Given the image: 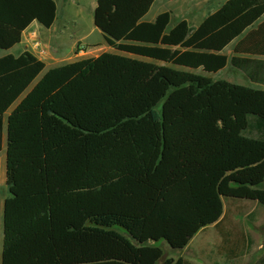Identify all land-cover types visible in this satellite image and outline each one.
Returning a JSON list of instances; mask_svg holds the SVG:
<instances>
[{
	"label": "trees",
	"instance_id": "trees-1",
	"mask_svg": "<svg viewBox=\"0 0 264 264\" xmlns=\"http://www.w3.org/2000/svg\"><path fill=\"white\" fill-rule=\"evenodd\" d=\"M157 1H96L93 26L117 54L47 71L27 52L0 57V264H158L148 243L182 251L209 227L226 263L251 252L223 204L264 207V0H228L196 29L167 12L148 22ZM56 12L0 0V51ZM228 65L262 89L193 73Z\"/></svg>",
	"mask_w": 264,
	"mask_h": 264
},
{
	"label": "rangeland",
	"instance_id": "rangeland-1",
	"mask_svg": "<svg viewBox=\"0 0 264 264\" xmlns=\"http://www.w3.org/2000/svg\"><path fill=\"white\" fill-rule=\"evenodd\" d=\"M59 7L60 19L72 17L76 19L75 30L71 25L65 30H61L62 21L53 28L55 34L61 37H54L53 47L57 48V52H50L51 61H60L64 64L74 63L87 58H96L104 53L117 54L112 49L108 48L101 36L89 34L87 41L73 43L75 38H82L88 34L92 25V17L90 19L89 10L92 8V0H55ZM74 1V2H73ZM227 0H175L167 2L165 0L157 1L150 11V16H155L160 13L167 12L172 17V22L186 21L191 26H196L203 17L213 13L220 5ZM79 11V12H78ZM83 11V12H81ZM86 19H88L86 21ZM91 20V21H90ZM65 25V26H67ZM66 37V38H64ZM70 38L72 43H70ZM69 40V41H68ZM200 75L202 72H193ZM210 79L215 81H226L232 84H242L244 86H253L245 80V77L238 71L231 68L229 65L219 73L212 75ZM256 88V87H255ZM17 104V103H16ZM16 104L4 116L6 121L8 115L15 108ZM160 104L158 111L161 110ZM4 171L5 175V152L0 155V175ZM264 190V185L260 188ZM8 197L5 178L0 177V255L2 247V216L3 204ZM224 213H229L232 220L237 224L249 237L254 241V246L251 252L230 264H256L264 254V207L254 203H236L228 204L224 202ZM119 234L128 238L124 232L119 229H114ZM219 243V238L215 234L214 228L209 227L198 233L182 251H172L164 242L148 243L147 246L156 247L163 253V259L158 264H163L166 261H176L178 259L187 260L193 264H228L216 254V248Z\"/></svg>",
	"mask_w": 264,
	"mask_h": 264
},
{
	"label": "crops",
	"instance_id": "crops-1",
	"mask_svg": "<svg viewBox=\"0 0 264 264\" xmlns=\"http://www.w3.org/2000/svg\"><path fill=\"white\" fill-rule=\"evenodd\" d=\"M55 2V5H56V9H57V12H56V19L54 21V24L52 25V27L50 29H44L42 28L39 24L37 23H32L23 33H22V37H21V42L15 46L13 49L7 51V52H3V51H0V57H5V56H8V55H11L13 57H18L20 56L21 54L27 52V53H30L32 54L34 57H36L38 60H40L42 63H44L45 67H46V71L47 70H50V69H54V68H57V67H60V66H63L65 65L64 63H61L60 61L56 60V61H51L52 59L49 58L47 59L48 57H52L49 53L50 52H57L58 49L53 47V41H54V37H61L59 36V34H55L53 32V28L56 27L57 24H59V21L61 20L62 21V26H61V30H65V28H68L70 25L72 27H74L75 30H78L77 27H76V19L75 18H72V17H69L66 18L67 20H65V17H63V19H60L59 17V7L56 3L55 0H53ZM71 1V0H70ZM68 0V2H70ZM96 1L97 0H92V8H90L89 10V15H90V19L92 17V25H93V12H94V9L96 7ZM228 1V0H227ZM226 1V2H227ZM74 2V1H73ZM224 4V3H223ZM222 4V5H223ZM222 5H220L215 11H217ZM214 11V12H215ZM79 12V11H78ZM83 12V11H81ZM213 12V13H214ZM212 14V13H211ZM209 14V15H211ZM158 15V14H157ZM152 16V17H149L150 16V13L147 15L146 17V20L148 22H152L154 20V18L157 16ZM208 15V16H209ZM208 16H205L202 18V20L196 25V26H191L190 27L192 29H196L197 27L200 26V24L208 17ZM88 19H86L87 21ZM91 21V20H90ZM67 22H68V25H67ZM67 25V26H65ZM94 31L95 33L94 34H97L98 36H101V34L94 28L93 26V29H91V31L84 35L82 38H75L74 39V44L75 43H78V42H84V41H87V38L89 36V34H92ZM66 38V37H64ZM102 38V37H101ZM103 39V38H102ZM69 41V40H68ZM70 43H72V40L70 38ZM233 46L234 44H231L230 46H228L224 52H223V55L227 56V57H231L232 55V49H233ZM50 51V52H49ZM88 59V58H87ZM197 72H201V71H197ZM199 74V73H198ZM200 75L206 77V78H210L212 75H208V74H203L201 73ZM245 80L248 82V80L245 78ZM249 83V82H248ZM232 84V83H231ZM236 85H239V86H244L242 84H236ZM245 87H250V86H245ZM256 86H251L250 88H255ZM255 89H262V88H259V87H256ZM264 90V89H263ZM4 139H5V134H4ZM3 151L5 152V144H4V147H3V150L2 152L0 153V155L3 153Z\"/></svg>",
	"mask_w": 264,
	"mask_h": 264
},
{
	"label": "bare ground",
	"instance_id": "bare-ground-1",
	"mask_svg": "<svg viewBox=\"0 0 264 264\" xmlns=\"http://www.w3.org/2000/svg\"><path fill=\"white\" fill-rule=\"evenodd\" d=\"M0 177H2V179L5 178L4 171L2 172V175H0Z\"/></svg>",
	"mask_w": 264,
	"mask_h": 264
},
{
	"label": "water",
	"instance_id": "water-1",
	"mask_svg": "<svg viewBox=\"0 0 264 264\" xmlns=\"http://www.w3.org/2000/svg\"><path fill=\"white\" fill-rule=\"evenodd\" d=\"M153 243V242H152Z\"/></svg>",
	"mask_w": 264,
	"mask_h": 264
}]
</instances>
